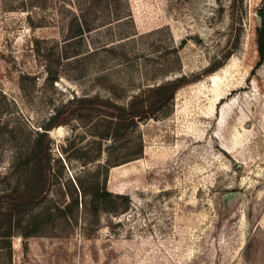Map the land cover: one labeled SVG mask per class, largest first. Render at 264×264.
Instances as JSON below:
<instances>
[{"label":"rangeland","instance_id":"obj_1","mask_svg":"<svg viewBox=\"0 0 264 264\" xmlns=\"http://www.w3.org/2000/svg\"><path fill=\"white\" fill-rule=\"evenodd\" d=\"M85 1L0 0V194L21 193L15 157L66 98L127 104L167 79H196L129 130L128 144L142 152L106 176L126 210L94 215L79 198L67 216L41 214L31 235L16 228L0 240V264H264V57L256 44L264 0H115L95 6L94 30L67 39ZM88 124L74 117L50 131L62 189L103 161L83 165L62 152L67 138L94 139ZM54 181L23 224L59 200Z\"/></svg>","mask_w":264,"mask_h":264},{"label":"trees","instance_id":"obj_2","mask_svg":"<svg viewBox=\"0 0 264 264\" xmlns=\"http://www.w3.org/2000/svg\"><path fill=\"white\" fill-rule=\"evenodd\" d=\"M111 3H115V0H86L84 4L78 7V10L72 12L67 29V39L80 38L84 33L94 30L98 16L94 18L90 17V14L96 13L95 6L102 4L101 7L105 8ZM35 5L42 6L41 4ZM114 16L117 17V20L125 18V16H119L118 12ZM256 44L258 54L264 57V30L259 28ZM72 55L65 54L64 58ZM219 65L207 69L206 72L213 71ZM47 69V82L52 84L58 76L52 70L51 64H48ZM193 79L196 77L184 75L167 79L149 87L146 91H149L150 94L147 96L145 95L146 92H141L133 96L127 104L116 103L98 95H72L55 106L53 113L41 125L42 130L35 131L29 148L15 157L12 167L13 170L19 171L23 189L21 193L13 190L0 194V240L8 243L9 238L16 233V228L24 237L31 235L43 223L39 219L41 214H45L47 219L56 215L67 216V212L71 213L75 207L77 208L79 198L81 199L80 203L84 204L94 215L100 211L116 213L121 205H123L121 208L126 210L129 206L126 203V196L113 193L106 187V176L109 168L130 161L141 154L142 147L140 144L135 145V147L132 146V148L128 144L129 130L135 125L136 120L156 114L166 100L172 98L180 86ZM74 117L89 122V130L94 139L84 145H78L75 138H67L68 144L61 146L62 152L66 153L65 158L68 160L77 158L81 160L83 165L95 162L101 157L104 158L102 162L96 164L93 171H87L82 176H76L73 182L68 180V184L62 189L59 180L63 174L64 166L59 158H55L54 160L61 165L57 172H51V138L49 134L53 128L67 123ZM106 139H110L112 143L105 147V155L103 156L102 146ZM52 175L55 180L54 184L56 183L60 189L58 192L59 200H55L45 208L43 213L38 212L33 220L23 224L24 214L38 204L40 198L45 196L50 184L52 185L50 183ZM65 195L69 200L60 206L59 201ZM115 198H119L120 201H116Z\"/></svg>","mask_w":264,"mask_h":264},{"label":"water","instance_id":"obj_3","mask_svg":"<svg viewBox=\"0 0 264 264\" xmlns=\"http://www.w3.org/2000/svg\"><path fill=\"white\" fill-rule=\"evenodd\" d=\"M256 15L258 19V28L260 30H264V12L259 11L256 13Z\"/></svg>","mask_w":264,"mask_h":264}]
</instances>
